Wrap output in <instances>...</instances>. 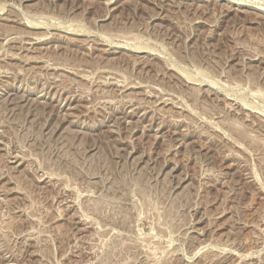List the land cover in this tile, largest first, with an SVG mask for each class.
I'll use <instances>...</instances> for the list:
<instances>
[{
    "label": "rangeland",
    "instance_id": "rangeland-1",
    "mask_svg": "<svg viewBox=\"0 0 264 264\" xmlns=\"http://www.w3.org/2000/svg\"><path fill=\"white\" fill-rule=\"evenodd\" d=\"M258 8L0 0V264H264Z\"/></svg>",
    "mask_w": 264,
    "mask_h": 264
},
{
    "label": "bare ground",
    "instance_id": "bare-ground-1",
    "mask_svg": "<svg viewBox=\"0 0 264 264\" xmlns=\"http://www.w3.org/2000/svg\"><path fill=\"white\" fill-rule=\"evenodd\" d=\"M171 1H173V0H171ZM226 1V0H225ZM228 1H230V0H228ZM237 1V0H236ZM235 2V1H234ZM238 4H241V2H237ZM243 6V5H242ZM259 9V11H263L264 12V9L263 8H258ZM113 47V46H112ZM118 48V47H117ZM128 48H130V47H128ZM133 49H134V47H132ZM122 49H124V47L122 48ZM128 51V50H127ZM144 51V50H143ZM141 52V51H140ZM148 52V51H147ZM150 53V52H149ZM208 85H210V84H208ZM215 88V87H214ZM260 114V113H259Z\"/></svg>",
    "mask_w": 264,
    "mask_h": 264
}]
</instances>
